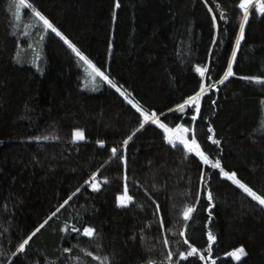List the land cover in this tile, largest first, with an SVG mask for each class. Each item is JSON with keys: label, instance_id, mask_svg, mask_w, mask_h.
Returning <instances> with one entry per match:
<instances>
[{"label": "trees", "instance_id": "1", "mask_svg": "<svg viewBox=\"0 0 264 264\" xmlns=\"http://www.w3.org/2000/svg\"><path fill=\"white\" fill-rule=\"evenodd\" d=\"M29 2L127 99L111 86L84 89L80 59L63 37L51 30L44 38L24 34L29 22L18 23L12 0H0V264H101L105 258L106 264H167L169 246L174 264H187L178 256L187 248L179 235L185 224L190 241L211 256L207 264H264V206L179 143L169 145L156 124L140 129L136 107L154 110L170 127L185 123L211 159L264 194V85L240 78L264 74V15L250 9L238 75L208 90L190 123L176 105L203 83L197 64L209 69L206 84L222 78L242 22L239 0H120L119 8L115 0ZM32 47L42 49L38 67ZM76 129L84 140L75 141ZM129 135L127 183L135 199L121 205L125 166L121 150L113 156L111 147ZM94 174L98 189L85 183ZM192 205V219L184 221ZM45 220L25 252H17ZM87 226L96 229L93 237L83 235ZM209 229L217 237L210 254ZM241 246L247 255L237 261L229 253Z\"/></svg>", "mask_w": 264, "mask_h": 264}, {"label": "snow or ice", "instance_id": "2", "mask_svg": "<svg viewBox=\"0 0 264 264\" xmlns=\"http://www.w3.org/2000/svg\"><path fill=\"white\" fill-rule=\"evenodd\" d=\"M12 2L15 4L17 11H19L21 8H28L30 10V13L34 12L35 16L39 18L40 21L43 22V25L45 29H51L52 32L56 33L57 35L63 37V39L67 42V44L70 46V48L73 50L75 55L79 57L81 60L85 62L86 65H88L92 70L93 76H100L103 78V80L107 81L112 88L116 89L118 92H121V95H124L127 99V95L121 91V87L118 86L116 83H113V81L109 78L108 75L105 74L104 71H101L99 67H97L92 60H90L77 46L75 43L72 42L66 36L63 32H61L53 23L51 20L48 19L47 16H45L41 11L37 10L33 3H30L29 0H12ZM207 2V0H205ZM239 8L243 10V16H242V22L239 25V33L238 37L235 39L234 42V50L231 52V58L230 62L226 65V70L223 72V76L218 81H212L211 83H200L198 86V91H195L194 94L188 95L186 99L183 100L182 103H178L176 105L175 110L179 113H185L186 115H190V123L194 122L197 117L200 114L201 110V102L203 97L206 95V88L212 89L217 87V83L220 85H223L225 81H227L230 77L237 76L238 73L234 71V65L237 61V53L240 50L241 42L245 39V26L248 24L249 17H250V9L253 7L256 8L257 12L261 15H264V0H239ZM115 7H120V0H115ZM11 10V9H10ZM211 11V9H209ZM212 21H216V14L213 13L211 17ZM221 19H224L226 21L227 17L221 13ZM215 28L217 30V35L219 34V24H215ZM213 44L216 43L215 40L212 41ZM195 71L199 74L201 78H204L208 76L210 78V73L208 67H202L201 65L197 64ZM243 80L249 81V82H255L259 85H264V74L260 75H244L240 77ZM218 90V89H217ZM129 103H132L131 100H129ZM212 103L214 104L215 101L213 100ZM138 111L141 112L143 116V123L139 124V128H144L145 124L149 122L150 116L156 117V112L154 110L145 111L143 108H141L138 104L136 105ZM192 108L193 111L191 113H188L187 109ZM169 112L173 111L172 108L168 109ZM153 123L157 124L161 129H163V132L167 134V142L172 147H177V141H179V145L182 146L184 149L187 150L188 153H194L196 157H199L200 161L203 162L204 165H211V168L213 169H219L220 173H222L228 180H231L234 184H236L240 189H242L248 196L252 197L254 200L258 201L260 205H264V194L259 193L258 191H254L252 187H250L247 183H245L243 180L239 179L237 177V173L235 171H226L224 167H222L221 160L219 158L211 159L209 155L203 150L201 144L198 140H196L194 131L192 135V139L188 138V133L190 129L185 126V123H180L175 127H170L168 123H165L164 121L160 120L159 117H156L155 120L152 121ZM139 130V129H138ZM209 132L213 131L211 126H209ZM134 135V134H133ZM133 136L129 135L125 140H123L122 144L119 146H112L111 147V153L113 156H116L118 152V148L121 150V160L124 163L125 166V175H124V189L123 194L119 197L121 205L128 204L132 202L135 198L133 195L129 194L128 189V183H127V144L130 140H132ZM35 139H48L47 136L45 137H35ZM75 141H80L85 139L84 132L80 129L75 130L74 134ZM208 139L212 141L213 144L219 145L220 140L215 138L214 136H209ZM99 143L103 144V141H100ZM200 180H204V176H200ZM96 181V175L94 174L91 177L90 181H86L85 183H90L93 188L98 189L99 183ZM77 192L80 191V189H76ZM202 191L206 192L207 199L211 201L213 199V194L210 188L202 189ZM75 193H73L74 195ZM71 199V196L69 197ZM68 200L66 199L63 204L60 205L62 208L64 204H67ZM198 203V201H197ZM156 209L159 208V204L155 205ZM60 210V208H57L55 211L51 213L48 219H51L52 216H55L56 213ZM196 210L195 205L187 207L183 212V219L184 221H188L192 219V213ZM210 213V210H209ZM211 215V213H210ZM48 221L45 220L43 223L39 225L33 231L30 235L27 236V238L23 239L17 248V252H25L26 246L29 244L30 240L32 239V236L35 235L36 232L40 230L46 224ZM159 223L163 225V217L159 218ZM187 224L184 225V228L182 231H180L179 235L183 237V243L187 245V248L185 250L179 251L178 256L180 259L187 262V264H192V262L189 260V257H197L199 261H204L205 264H207V261L211 259V256L205 255V253L201 250V248H198L196 244L192 241H190L187 233ZM66 232L68 231L67 228L64 229ZM72 231L79 233L81 229L79 228H73ZM96 234V229L92 226H87L83 228V235L87 237H93ZM217 237L213 234V232L209 229L207 231V252L210 254L213 250L212 244L216 241ZM163 243L168 245L169 239L168 236L165 234L163 236ZM65 252H69V248L64 249ZM15 255V254H14ZM91 255V253H89ZM232 257H234L237 261L241 259V256L247 255L245 248L243 246L234 249L231 253H229ZM174 252L171 246L167 248L166 252V259L167 264H174ZM97 260H101L100 256L96 257ZM106 259L104 261H101V264H106ZM10 264V262H9ZM154 264V262H153ZM176 264H179L177 261ZM212 264H215V261H212Z\"/></svg>", "mask_w": 264, "mask_h": 264}, {"label": "rangeland", "instance_id": "3", "mask_svg": "<svg viewBox=\"0 0 264 264\" xmlns=\"http://www.w3.org/2000/svg\"><path fill=\"white\" fill-rule=\"evenodd\" d=\"M15 16H16V21L18 23H21L23 25L26 24L25 22H29L23 29V33L24 34H28L30 31H34L36 35H42V37L44 38V36L47 35V32L51 29H45L43 22L39 20L38 17L35 16L34 12L30 13V10L28 8H21L19 11H17V8L15 6ZM28 20V21H27ZM42 32V33H41ZM32 64H34L36 67L39 66V62L40 60L43 58V54H42V49L35 47H32ZM79 58V57H78ZM80 59V58H79ZM81 62V67L83 69L84 72V79H83V88L86 90H89L91 92H99L100 90H102L105 86L110 87L111 85L103 80L102 77L96 75L93 76L92 70L91 68L85 64V62L83 60L80 59ZM102 71V70H101ZM207 77V76H206ZM203 78V83H205V78ZM209 89L206 88V92ZM192 109V108H191ZM156 117H150L149 122L146 124H152L153 120H155ZM155 124V123H154ZM157 125V124H156ZM158 126V125H157ZM191 133V132H190ZM188 138H189V133L187 134ZM190 139V138H189ZM177 143H179V141H177ZM221 175L226 178L222 173ZM227 179V178H226ZM231 181V180H229ZM232 182V181H231ZM233 183V182H232ZM234 184V183H233ZM236 185V184H235ZM237 186V185H236ZM238 187V186H237ZM239 188V187H238ZM96 189V188H95ZM242 190V189H241ZM252 198V197H251ZM256 201V200H255ZM258 202V201H257ZM259 203V202H258ZM264 206V205H262Z\"/></svg>", "mask_w": 264, "mask_h": 264}]
</instances>
